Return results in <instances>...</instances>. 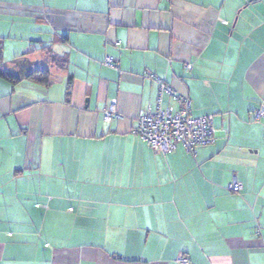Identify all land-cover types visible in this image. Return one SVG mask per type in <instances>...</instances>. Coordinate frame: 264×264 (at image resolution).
Masks as SVG:
<instances>
[{
    "label": "crops",
    "instance_id": "crops-1",
    "mask_svg": "<svg viewBox=\"0 0 264 264\" xmlns=\"http://www.w3.org/2000/svg\"><path fill=\"white\" fill-rule=\"evenodd\" d=\"M0 72V264H264V0H0ZM149 75L214 144L134 134Z\"/></svg>",
    "mask_w": 264,
    "mask_h": 264
},
{
    "label": "built area",
    "instance_id": "built-area-1",
    "mask_svg": "<svg viewBox=\"0 0 264 264\" xmlns=\"http://www.w3.org/2000/svg\"><path fill=\"white\" fill-rule=\"evenodd\" d=\"M119 43H117L118 45ZM105 64L112 68H118L114 58L108 57ZM192 65H186V71L190 72ZM157 82L159 87V101L155 106L146 107L139 116L138 125L134 134L144 141L156 154L166 156L183 146L190 153H195L198 147H207L216 142L217 129L214 126L213 116L194 117L192 115V100L188 96L179 95L163 80L149 75ZM163 95H168L179 104V110L165 108L162 105ZM119 117L116 103L104 111V121L111 123ZM264 119V104L255 113V120ZM228 190L232 193H240L242 185L235 178L229 185ZM181 264H189L186 259H180Z\"/></svg>",
    "mask_w": 264,
    "mask_h": 264
},
{
    "label": "trees",
    "instance_id": "trees-1",
    "mask_svg": "<svg viewBox=\"0 0 264 264\" xmlns=\"http://www.w3.org/2000/svg\"><path fill=\"white\" fill-rule=\"evenodd\" d=\"M51 64L53 65L55 64L56 67H59V66L62 67L63 60L59 58L58 56L52 55ZM0 77L13 85H17L21 82L20 78L14 77L13 75L8 74V73L0 72ZM28 79H31L33 81H38L41 84L45 85L46 87H49L51 85L50 72L47 70H39L31 74L30 76H28Z\"/></svg>",
    "mask_w": 264,
    "mask_h": 264
}]
</instances>
